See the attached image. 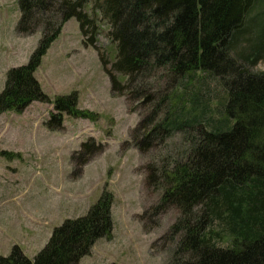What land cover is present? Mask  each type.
Returning a JSON list of instances; mask_svg holds the SVG:
<instances>
[{
    "label": "trees",
    "instance_id": "1",
    "mask_svg": "<svg viewBox=\"0 0 264 264\" xmlns=\"http://www.w3.org/2000/svg\"><path fill=\"white\" fill-rule=\"evenodd\" d=\"M16 2V33L41 37L28 62L7 72L0 115L48 102L34 72L67 21L74 18L84 42L96 45L99 28L84 11L92 4L116 46L109 69L96 49L111 92L148 103L152 96L136 83L164 80L156 108L162 118L153 123V113L139 122L135 147L144 154L175 132L187 143L184 160L170 161L160 174L152 165L145 172L146 187L162 184L152 217L177 211L159 239L171 245L165 264H264V70H252L264 64V0ZM223 94L220 109L210 111V98L219 101ZM53 110L45 123L50 131L61 129L63 115L94 120L77 109L76 94L55 99ZM97 150L82 144V164ZM112 202L103 190L86 215L55 227L32 260L14 246L0 264H77L98 240L111 236Z\"/></svg>",
    "mask_w": 264,
    "mask_h": 264
},
{
    "label": "rangeland",
    "instance_id": "2",
    "mask_svg": "<svg viewBox=\"0 0 264 264\" xmlns=\"http://www.w3.org/2000/svg\"><path fill=\"white\" fill-rule=\"evenodd\" d=\"M84 11L99 28L96 47L84 42L74 18L67 21L34 72L48 102L0 115V257L16 246L32 260L55 227L86 215L106 190L113 198L111 236L98 240L77 264H165L171 245L159 239L177 211L170 208L152 217L150 209L158 204L162 184L146 187L145 172L152 165L160 174L170 161L184 160L187 143L183 133L175 132L144 154L138 151L132 136L139 122L153 113V123L162 118V109L156 108L165 88L163 77L135 85L145 87L151 102L114 95L96 50L109 69L116 55L115 44L106 36L109 26L92 4ZM19 17L16 0H0V93L7 72L28 62L41 37L17 34ZM252 70L262 71L264 64ZM70 94L77 96V109L91 113L94 120L63 115L61 129L50 131L45 123L54 112V100ZM223 98H210V111L220 109ZM84 143L99 151L83 165Z\"/></svg>",
    "mask_w": 264,
    "mask_h": 264
}]
</instances>
